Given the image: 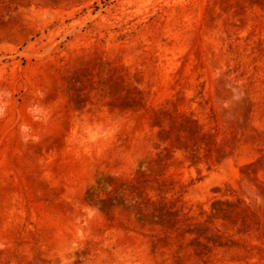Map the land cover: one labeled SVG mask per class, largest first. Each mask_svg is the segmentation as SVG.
I'll return each instance as SVG.
<instances>
[{
    "label": "rangeland",
    "instance_id": "obj_1",
    "mask_svg": "<svg viewBox=\"0 0 264 264\" xmlns=\"http://www.w3.org/2000/svg\"><path fill=\"white\" fill-rule=\"evenodd\" d=\"M0 264H264V0H0Z\"/></svg>",
    "mask_w": 264,
    "mask_h": 264
}]
</instances>
